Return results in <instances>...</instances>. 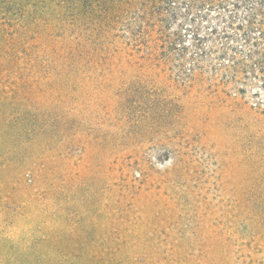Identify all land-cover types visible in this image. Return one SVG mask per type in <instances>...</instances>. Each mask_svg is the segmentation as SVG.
<instances>
[{
  "label": "rangeland",
  "instance_id": "obj_1",
  "mask_svg": "<svg viewBox=\"0 0 264 264\" xmlns=\"http://www.w3.org/2000/svg\"><path fill=\"white\" fill-rule=\"evenodd\" d=\"M204 1L0 0V198L34 213L0 264H264V63Z\"/></svg>",
  "mask_w": 264,
  "mask_h": 264
},
{
  "label": "trees",
  "instance_id": "obj_2",
  "mask_svg": "<svg viewBox=\"0 0 264 264\" xmlns=\"http://www.w3.org/2000/svg\"><path fill=\"white\" fill-rule=\"evenodd\" d=\"M184 5L186 9L200 6L203 0H158L156 10L163 14L164 21H172L176 16V4ZM205 5L227 13L229 28L234 29L241 45L240 54L246 61H252L253 53L259 52L258 64L264 63V0H205ZM204 6V5H203ZM235 34V35H236ZM30 214L22 208H11L0 198V252L6 249L7 230L13 227L20 218L32 219ZM2 253H0V257Z\"/></svg>",
  "mask_w": 264,
  "mask_h": 264
}]
</instances>
